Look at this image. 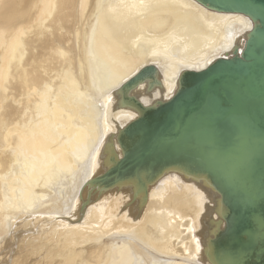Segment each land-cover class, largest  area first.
Instances as JSON below:
<instances>
[{"label": "bare ground", "instance_id": "obj_1", "mask_svg": "<svg viewBox=\"0 0 264 264\" xmlns=\"http://www.w3.org/2000/svg\"><path fill=\"white\" fill-rule=\"evenodd\" d=\"M251 28L194 0H0V264H205L199 207L178 180L149 192L137 222L106 196L73 223L78 196L134 117L109 113L115 90L151 65L168 99L181 72Z\"/></svg>", "mask_w": 264, "mask_h": 264}, {"label": "water", "instance_id": "obj_2", "mask_svg": "<svg viewBox=\"0 0 264 264\" xmlns=\"http://www.w3.org/2000/svg\"><path fill=\"white\" fill-rule=\"evenodd\" d=\"M194 1L252 28L230 54L181 72L168 99L151 65L114 91L109 113L134 117L107 135L73 223L106 196L124 199L119 212L137 222L149 192L171 177L195 195L203 263L264 264V0Z\"/></svg>", "mask_w": 264, "mask_h": 264}, {"label": "rangeland", "instance_id": "obj_3", "mask_svg": "<svg viewBox=\"0 0 264 264\" xmlns=\"http://www.w3.org/2000/svg\"><path fill=\"white\" fill-rule=\"evenodd\" d=\"M70 17H72V15H70V14H68ZM68 19H66L65 21H64V23L67 21ZM64 23H63V25H64ZM71 26H69L67 29H69ZM168 43L170 44V40H168ZM171 45V44H170Z\"/></svg>", "mask_w": 264, "mask_h": 264}]
</instances>
